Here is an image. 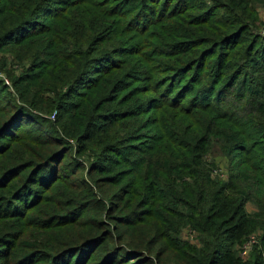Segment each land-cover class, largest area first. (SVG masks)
<instances>
[{"label":"trees","instance_id":"trees-1","mask_svg":"<svg viewBox=\"0 0 264 264\" xmlns=\"http://www.w3.org/2000/svg\"><path fill=\"white\" fill-rule=\"evenodd\" d=\"M54 1L0 3V50L17 36L24 41L26 36L52 33L18 78L8 74L6 59L0 61V73L10 82L5 86L0 81V264H264L257 248L247 260L238 255L257 233L264 247V145L258 148L253 142L246 147L249 134L264 141V37L249 30L260 29L255 11L264 8V0H214L209 7L203 0H110L101 6L86 0L98 14L83 10V24L75 26L72 20L67 28L52 31V25L43 26L37 18ZM72 9L77 8L63 0L50 16L64 19ZM104 28L162 35L168 44L128 48L123 40L96 55L92 39ZM80 34L84 37L78 39ZM108 38L102 35L103 41ZM44 49L56 61L69 57L71 69L38 84L44 73L40 68L50 66L40 58ZM127 49L128 59L121 62ZM90 53L94 57L87 56ZM142 67L148 87L144 93L158 98L140 103L136 115L174 106L188 115L194 129L187 128L185 139L169 132L167 158L154 147H122L139 141L136 132L122 138L106 133L88 170L90 176L95 174L99 193L113 190L105 202L79 182L74 171L69 175L74 180H65L69 170L63 159L67 139L73 138L79 152H85L87 141L97 138V126L118 118L113 113L100 118L92 112L82 118V134H73L72 126L60 130V138L46 130L47 120L25 108L44 114L53 109L56 123L64 127L63 115L74 106L70 99L82 79L97 85L91 75L112 69L118 70L106 79H114L112 85L126 76L140 83L136 74ZM48 85L55 88V98L46 104L37 98ZM173 89L178 92L173 94ZM213 137L223 141L229 157L227 180L212 177L202 160ZM132 153L138 156L131 160ZM116 167H128L125 175L136 179L119 181L122 170L115 171ZM59 182L67 192L48 202L51 212L40 214L44 218H32V211L51 199L45 195ZM248 204L253 211L246 210ZM184 229L195 235L197 246L180 239Z\"/></svg>","mask_w":264,"mask_h":264},{"label":"rangeland","instance_id":"rangeland-1","mask_svg":"<svg viewBox=\"0 0 264 264\" xmlns=\"http://www.w3.org/2000/svg\"><path fill=\"white\" fill-rule=\"evenodd\" d=\"M1 1L2 0H0V3ZM68 1L72 3V5L77 9H72L68 11L66 16H64V19H56L50 16L52 8H59L60 4L63 3V0H55L54 4H51L49 8L47 7V9H45L42 13L43 15H40L37 18L38 23L42 24L43 26L52 25V31H55L58 28H67L66 24L69 25L72 20L74 21L75 26L78 24H83L84 18H86V15H84V11H87V13L91 15L99 13V11H97L98 9L86 6L88 0ZM90 1L98 2V4L101 6L105 2H109L110 0H103V2L97 0ZM203 1L208 7L211 6L214 2V0ZM255 12L259 16L258 20H260V22L256 23V26H259L260 29L256 30L255 28H250L249 30L251 33H255L257 36L264 37V8L257 7ZM80 14L81 17L78 16ZM156 29L157 33L164 34L158 28ZM91 34V32H88L89 36ZM103 34H106V36L109 37V41H103ZM51 36L52 33L49 35H43L41 37L26 36L24 38V41H18L17 39L19 38V36H17L14 40H11L10 44L3 47L0 50V61L3 59H6L8 61V74L12 76V78H18L24 72L25 68L28 69L30 67L32 59L36 54V50L43 48L44 44ZM193 36H197V33L195 31H193ZM83 37L84 35L80 34V37L78 39H81ZM152 39H154V41H152ZM123 40L124 45L128 46V48L131 46L145 48V46H149V42H154L155 44H158L157 46H160L161 48L165 47L161 45L168 44V39L162 37V35H133L130 31H127L126 28H104L103 33L100 36L92 39L91 46L94 52L97 51L96 55H99L101 54L102 50L113 48L117 43ZM70 42L71 44L74 43L73 38ZM263 42L264 40H262V46H264ZM128 51L129 49L124 51L125 55L121 62H126V60L128 59ZM48 52H50L49 49H44V52L43 54H41L40 57L44 64L50 62V66L47 67V65H45L40 68V70L44 71V73L39 79H37L38 84L40 82H51L55 75L59 76V74L66 72L67 69H71L69 57H67L64 61H56L53 60L51 57L46 56ZM144 52H147V50L144 49ZM90 55H92V53L88 54L87 56ZM92 56L94 57V54ZM102 58L103 57H100L97 60L99 61ZM115 61H118V59L115 58ZM230 61H236L234 54L232 55ZM98 64L100 66H103V63L101 62ZM106 66L110 67L109 64H106ZM231 68H233V65ZM143 69L144 68L142 67V69H140L141 72L136 74L137 80H141L140 83H134V81H130V79H127L128 77L126 76L123 81L112 85L114 79L109 80V82L106 81V79H110V76L112 74H117L116 72H118V70L114 71L112 69L109 71V73L106 74L95 73L91 75V79L97 80V85H90L86 82V78L82 79L79 87L77 88V95L71 97L70 99V102L72 101L71 104L74 103V106L70 105L68 111H66L65 115H63L62 123L64 124V127H61L56 123V118H58L57 111L53 109L50 111V113L44 114L40 113L39 110L35 111L34 107L25 108V110L33 112L36 116L47 120L51 130L49 126L46 127V130L48 132L52 131V134H54L55 137L60 138V130H67L70 129L72 126H74L75 129L73 134H82L85 131V128H83L82 125L80 126L82 118L85 115H90L92 112H96L100 118H105V116L112 115V113L118 118V121L116 123H100V125L97 126V128H99L98 132L96 133L97 138L93 141H87V150L85 152H79V143H77L76 145L73 138L67 139L66 148L68 150V154L63 159V163L68 165L67 171L69 170V173L65 174V180H74L72 177L69 176L71 172L74 171L72 173L73 175L75 174L74 177L77 178L79 182H85L86 184H88L94 191L96 197L105 202H107V197L109 196V194L112 193L113 190H104L99 193L94 187L93 180L95 178V174L90 176L88 170L89 164L94 159V156L99 148L98 143L106 138V133H109V135L112 136L113 134H116L118 138H122L126 137L132 132H136V139H138L139 141L124 143L122 147H125L128 144L132 148L144 147L149 149L150 147H154L155 153L160 155L162 158H167V153L164 152V150H168V148L170 147V145L168 144L171 136L169 132L173 131L179 138L185 139V136L188 132L187 128L194 129V125L191 126L190 122L188 121V115L182 113L181 110L175 109L174 106L162 110L154 109L152 113L149 112L144 113L142 115H136V107L140 103L146 102L148 100H151L153 97H156L151 92L144 93L145 91H143L148 88L147 81L143 76ZM75 72L76 71H74L73 74H75ZM120 74L121 73L119 72V75ZM63 75H68V73H64ZM117 78H119V76L115 77V79ZM0 81H2L5 86H10L9 79L7 78L5 73H0ZM61 86H65V84H62ZM175 86L176 88L178 87L176 82ZM63 89H65V87H63ZM115 89L120 90L121 92H116ZM54 90L55 88L53 86L48 85L47 91H45L37 99H41L47 104L48 101L54 100ZM8 91L10 93L12 92L15 96L14 91H12V89L9 88ZM177 92V89H173V94ZM183 106L185 105L183 104ZM236 106L238 107V104H236ZM218 124L225 125L223 121H218ZM168 125L174 126L175 130H172V128H170ZM248 136L251 137V141H249L246 146L249 149L253 142L257 143L258 148L264 145V141H260L257 136H254L252 134H249ZM108 141H110V137L107 139V142ZM223 147L224 143L220 138H211L209 141L207 153L202 160L211 169L212 177L227 180V178L229 177V157L223 151ZM252 152L254 154H258L256 153V150H253ZM107 156H110V158H114V156L110 154ZM107 156L105 158H107ZM137 156L138 155L132 153V155H129L128 158L132 160L135 159ZM114 170H122L118 174L119 181L122 180V182H124L130 179H136L132 175H125L126 172H129L128 167H116ZM61 183L62 182L57 183L54 188H51L47 192L45 197L51 199H47V201H45V203L41 207H37L36 209H34L31 213L32 218H44L43 215L40 214L44 212L46 214H49L51 212V210L48 209V202L53 200L56 196L62 195L67 192V190L61 186ZM246 210L248 212H251L254 210V207L251 204H248L246 206ZM254 238L255 243L253 244L251 250H253V248H257L258 250L262 251V256L264 258V247H261L260 245V234L257 233L256 235H254ZM180 239L191 245H198L195 235L191 232L190 229H184L181 232ZM249 254L246 256H241L238 251L239 257L241 256L243 258L242 260H247Z\"/></svg>","mask_w":264,"mask_h":264},{"label":"built area","instance_id":"built-area-1","mask_svg":"<svg viewBox=\"0 0 264 264\" xmlns=\"http://www.w3.org/2000/svg\"><path fill=\"white\" fill-rule=\"evenodd\" d=\"M255 243V238L250 237L249 240L240 248V255L246 256L251 252L252 246Z\"/></svg>","mask_w":264,"mask_h":264}]
</instances>
